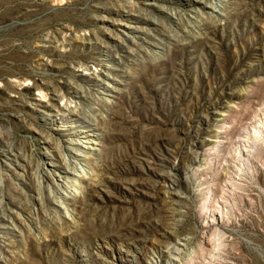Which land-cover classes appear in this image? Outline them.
I'll return each instance as SVG.
<instances>
[{
	"label": "rangeland",
	"instance_id": "374dc122",
	"mask_svg": "<svg viewBox=\"0 0 264 264\" xmlns=\"http://www.w3.org/2000/svg\"><path fill=\"white\" fill-rule=\"evenodd\" d=\"M0 264H264V0H0Z\"/></svg>",
	"mask_w": 264,
	"mask_h": 264
},
{
	"label": "bare ground",
	"instance_id": "6f19581e",
	"mask_svg": "<svg viewBox=\"0 0 264 264\" xmlns=\"http://www.w3.org/2000/svg\"><path fill=\"white\" fill-rule=\"evenodd\" d=\"M212 8L213 9H215V10H217V7L215 6V5H212ZM218 11V10H217ZM213 12V11H212ZM75 112V111H74ZM73 112V113H74ZM79 152H81L82 153V151L81 150H79ZM78 155L79 154H76V155H74V156H71V158H65V162L67 163V165H68V168L70 169V170H74L75 171V165L76 166H78V165H80L81 163H83V162H85L86 161V159H82V158H78ZM86 156H88V155H86ZM81 160H83V162H80ZM89 160V159H88ZM87 160V161H88ZM85 164V163H84ZM67 173H69L70 175L72 174V176L71 177H67V178H69V185L68 186H70L69 188H73L74 190H76L77 189V187H79V185H80V182H81V180H83L84 178H86L85 176H86V173L83 171V172H80V173H72V171H69V170H67L66 171V174ZM67 181V180H66ZM84 182V181H83ZM65 185V184H64ZM58 186V188H60V187H63V185H57ZM66 187V186H65ZM62 189V188H61ZM73 190V191H74ZM72 191V194H71V191H70V193H67L65 196H64V198H69L71 195H74V194H76L77 192H73ZM76 196V195H75ZM63 199V198H62ZM61 204H63V202H60Z\"/></svg>",
	"mask_w": 264,
	"mask_h": 264
}]
</instances>
